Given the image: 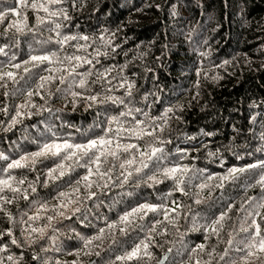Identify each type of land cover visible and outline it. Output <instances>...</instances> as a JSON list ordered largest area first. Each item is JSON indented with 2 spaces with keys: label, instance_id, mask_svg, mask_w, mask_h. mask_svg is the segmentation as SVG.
Wrapping results in <instances>:
<instances>
[{
  "label": "trees",
  "instance_id": "1",
  "mask_svg": "<svg viewBox=\"0 0 264 264\" xmlns=\"http://www.w3.org/2000/svg\"><path fill=\"white\" fill-rule=\"evenodd\" d=\"M0 264H264V0H0Z\"/></svg>",
  "mask_w": 264,
  "mask_h": 264
}]
</instances>
